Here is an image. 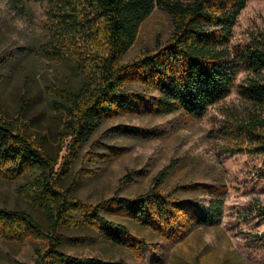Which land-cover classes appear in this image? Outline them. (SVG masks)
I'll return each instance as SVG.
<instances>
[{
    "label": "trees",
    "instance_id": "obj_1",
    "mask_svg": "<svg viewBox=\"0 0 264 264\" xmlns=\"http://www.w3.org/2000/svg\"><path fill=\"white\" fill-rule=\"evenodd\" d=\"M39 1L49 4L51 35L46 54L66 56L79 39L87 47L78 62L87 81L78 91L53 88L64 99L61 138L69 139L61 158L53 157L16 122L0 119V179L27 175L21 190L47 220L43 226L24 209L1 206L0 237L44 240L43 247L34 248L33 264H127L120 259L69 254L61 248L60 231L71 226L87 228L113 244L140 252L147 243L133 232V223L169 241L184 237L193 227L214 223L226 194L225 185L218 182L177 184L164 191L167 171L162 169L144 192L132 197L114 194L88 203L76 198L62 181L104 121L122 113L199 118L229 94L241 70L248 75L237 92L256 112L248 117L229 112L218 129L231 142L252 143L246 149L249 153H264V115L260 114L264 108V35L252 34L245 42L232 40L246 0ZM156 6L170 14L169 38L153 51L124 60L140 23ZM114 129L133 136L155 133L129 124ZM180 191L200 192L202 198L182 197ZM260 210L264 213V207Z\"/></svg>",
    "mask_w": 264,
    "mask_h": 264
},
{
    "label": "rangeland",
    "instance_id": "obj_2",
    "mask_svg": "<svg viewBox=\"0 0 264 264\" xmlns=\"http://www.w3.org/2000/svg\"><path fill=\"white\" fill-rule=\"evenodd\" d=\"M48 9L49 4L39 0H0V119L16 122L53 157L61 158L69 139L61 138L64 99L53 88L78 91L85 86L87 79L78 62L87 47L78 39L66 56H48ZM171 27L170 14L156 6L140 23L124 60L165 43ZM259 33L264 35V0H246L232 40L245 42ZM247 75L241 70L229 94L199 118L122 113L104 121L62 181L63 187L88 203L114 194L132 197L144 192L162 169L167 171L164 191L177 184L218 182L225 185L226 194L214 223L198 225L184 237L169 241L130 222L133 232L147 243L140 252L113 244L87 228L65 227L60 231L62 250L127 264H264V213L260 210L264 207V153H249L246 149L252 143L231 142L218 129L229 112L241 117L256 112L237 92ZM120 124L155 133L146 137L119 133L114 128ZM28 179L27 175L0 179V207L24 209L46 226L43 212L21 190ZM179 195L202 198L200 192L180 191ZM45 244L37 238L0 237V264H33L35 246Z\"/></svg>",
    "mask_w": 264,
    "mask_h": 264
}]
</instances>
